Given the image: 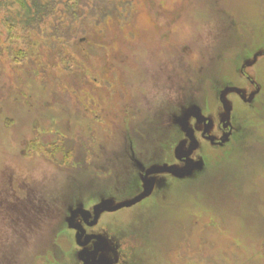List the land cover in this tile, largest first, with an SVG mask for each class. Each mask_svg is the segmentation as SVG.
<instances>
[{"label":"rangeland","instance_id":"1","mask_svg":"<svg viewBox=\"0 0 264 264\" xmlns=\"http://www.w3.org/2000/svg\"><path fill=\"white\" fill-rule=\"evenodd\" d=\"M101 1L111 5V16L86 18L73 43L79 47L61 54L45 37L8 41L0 15V264H14L12 256L16 264H60L51 256L73 209L132 197L129 185L119 186L129 167L127 135L134 134L146 166L155 149L144 144H187L173 136L182 134L186 115L213 111L214 125L224 111L220 92L241 80L234 70L248 65L256 48L258 55L264 50V0ZM258 55L248 71H257L261 94L258 111L244 119L245 136L238 133L221 151L200 143L185 182H168L164 199L127 215L139 258L264 264V58ZM201 125L188 121L191 136ZM139 177L129 189H140ZM31 206L32 246L2 227L21 223L4 221L5 211L29 215L24 209ZM42 211L48 219L39 217Z\"/></svg>","mask_w":264,"mask_h":264},{"label":"flooded vegetation","instance_id":"2","mask_svg":"<svg viewBox=\"0 0 264 264\" xmlns=\"http://www.w3.org/2000/svg\"><path fill=\"white\" fill-rule=\"evenodd\" d=\"M260 52L261 54L258 55L256 48L254 59H251L248 65H244V63L240 64L241 70H234V73H239V77L241 79L240 82L237 83L230 81V84L228 85L230 87L224 89L223 92H220V105L224 111L221 118L217 117L214 119V125L209 117L210 114H216L213 111H211L212 113L204 112L203 114L206 116L205 117L199 110V112L193 110L192 115L187 117L185 127L183 124L181 125L183 130L182 134L180 136L177 133L173 135L174 138H176V141H188L187 144H180L176 148L173 147V144H168L171 146H165L164 149H162L159 144L157 145V143H155L156 140L152 144H144L142 146L143 149H155V153L152 154L150 159L146 161V164H148L146 166L144 165L145 163L139 159V153H137V149H135V146L137 148V145L132 142L134 134H128V140L130 141V144L128 145L130 146H127V148H130L128 151L129 153L126 156L129 167L125 168L124 172H126V174L121 178L119 186L125 187L129 185L130 188L131 183L134 184L133 181L137 179V175H140V189L138 190V186L134 189L128 188L129 194H132L130 195L132 197L129 199L124 198L116 200L114 197H106L102 198V201L98 202L91 208H85L80 205L73 209L67 223H63L59 226L61 231L64 232V237H62L60 244L54 247L56 255L51 256V259H54L56 263L60 264H155L151 261V259H144L143 257L139 258V256L136 255L139 253L138 248L134 247L133 240L130 239L131 233L128 231L129 228L125 225L127 215H138V212L143 211L144 204L148 203L152 199H164L163 196L164 193H166L164 190L167 189L169 185L168 182H177L175 184L177 186L185 182L184 179L187 178L194 169V159L192 157L200 148V143L202 147H204V150L210 148L213 151H221L237 139L236 137H238V133L240 137L245 136L244 131L246 129V123L249 120L248 116L252 111H258L257 102L260 97L258 95L261 94L260 85H258L259 81H257V71L254 73V76H252L250 74L252 73L251 68L249 71L248 69L249 67L257 65V55L260 56V59L264 58V50ZM219 91L220 90H218V92ZM229 93L232 94L231 101L233 107H231V109L225 102L226 95ZM198 108L203 111L201 107ZM204 111H206V109H204ZM216 111L220 112L217 113L220 116L221 108H217ZM236 116L240 121L242 120V127L237 128V126H235ZM246 118L248 120L245 121L244 124V119ZM189 120L196 121L197 123L200 121L201 124L204 125V129L202 131L199 128L194 129V132H198L197 138L194 135V132L191 136V132L188 128ZM172 129L173 132H177L176 128L172 127ZM194 143L197 147L192 150V145ZM178 150H182V153H179ZM190 163L193 164V168L188 174L181 176L175 173L181 172ZM172 167L177 170L172 169L175 172H167L164 170ZM159 169H163L162 172H156ZM162 176L168 178L167 183L166 179L160 178ZM147 183H153L152 192H150L148 196L141 201L128 205L127 203L133 202L146 193L145 190ZM82 195L83 194H80L78 197L83 199ZM17 196L19 204H21L23 201L22 197L18 194ZM28 198H30V202L34 205L36 211L37 201H32V198L29 195ZM89 199L90 201L87 203L92 205L93 203L91 204V200H94V197H92L91 193L89 195ZM24 210L26 212L28 211L29 215L21 214L16 211H14V213H6L5 211L3 215L4 221L14 223L18 219L21 223L16 224L15 222L12 226L10 223H7L2 225V227L6 228V231L12 227L15 232V236L18 239L24 237L27 241L25 244L27 245L28 243V245L32 246L33 244H31V241L35 238L34 227L36 226L33 224V220L37 218V216L33 215L32 206L30 208H25ZM44 213L45 212L42 211V216L39 215V217L45 216V218L48 219L49 213ZM22 218H24L26 222L29 221V227L24 225L26 222L22 223ZM5 234L9 235L8 232H5ZM11 260L14 264H16L17 256H12Z\"/></svg>","mask_w":264,"mask_h":264},{"label":"trees","instance_id":"3","mask_svg":"<svg viewBox=\"0 0 264 264\" xmlns=\"http://www.w3.org/2000/svg\"><path fill=\"white\" fill-rule=\"evenodd\" d=\"M110 11L111 5L102 6L99 0H0L1 23L9 35L8 41L21 38L19 34L26 41L45 37L59 54L63 47L74 46L86 18L105 19L111 16ZM75 46L79 47L78 42ZM20 55L26 57L24 52Z\"/></svg>","mask_w":264,"mask_h":264},{"label":"water","instance_id":"4","mask_svg":"<svg viewBox=\"0 0 264 264\" xmlns=\"http://www.w3.org/2000/svg\"><path fill=\"white\" fill-rule=\"evenodd\" d=\"M192 113H193V111H190L187 115H186V117H185V121H186V119H187V117L188 116H190V115H192ZM185 121H184V123H183V126L185 127ZM192 150H194L196 147H197V145L194 143L193 145H192ZM192 150H191V152H192ZM179 151V153H182V150H178ZM189 154H190V152H189ZM192 168H193V164H189L185 169H183L181 172H175V171H173L171 168L170 169H164V170H166L167 172H175L177 175H181V176H184V175H186V174H188L191 170H192ZM162 170L163 169H159V170H157L156 172H158V173H160V172H162ZM152 190H153V183H147L146 184V193L145 194H143L142 196H140L139 198H137L136 200H134L133 202H131V203H127L128 205H132V204H135L136 202H139V201H141L142 199H144L146 196H148V194L150 193V192H152Z\"/></svg>","mask_w":264,"mask_h":264}]
</instances>
